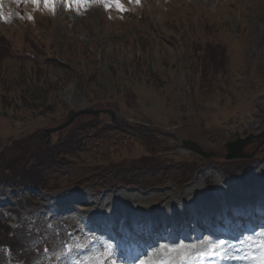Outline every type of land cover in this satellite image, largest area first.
<instances>
[{"label":"rangeland","instance_id":"1","mask_svg":"<svg viewBox=\"0 0 264 264\" xmlns=\"http://www.w3.org/2000/svg\"><path fill=\"white\" fill-rule=\"evenodd\" d=\"M50 3L0 0V150L13 140L46 139L42 130L61 123L71 108L102 111L52 133L55 155L104 126H120L133 141L105 157L58 155L59 163L78 159L102 170L94 184L71 187L61 180L45 192L31 157L39 150L30 153L25 169H0V220L25 227L32 237V252L23 255L29 260L18 264H149L158 246L136 262L116 249L119 223L128 215L146 221L148 243L163 244V251L184 249L174 257L180 264H238L232 246H247L264 264V224H253L261 241L243 238L244 228L232 241L222 232L198 234L184 205L207 198L218 187L216 176L220 183L238 176L240 185L219 189L225 198L249 194L241 182L264 188L261 139L245 146L244 152L257 149L252 158H223L228 141L264 130V0ZM184 139L215 155L203 158L184 149ZM161 175V187L146 186ZM229 203L221 198L218 205ZM95 219L113 227L114 237L100 232ZM170 221L180 227L167 226ZM133 238L125 246L138 251ZM10 258L2 248L0 264Z\"/></svg>","mask_w":264,"mask_h":264},{"label":"trees","instance_id":"2","mask_svg":"<svg viewBox=\"0 0 264 264\" xmlns=\"http://www.w3.org/2000/svg\"><path fill=\"white\" fill-rule=\"evenodd\" d=\"M21 12H19L20 14ZM105 127V126H104ZM100 127L94 131L88 132L84 138L76 141L75 143L63 148L58 155L63 156H72V153L81 152L84 154H90L97 157H105L111 155L115 150L124 147L127 143L133 141L130 139L132 134L127 130H124L120 126H107ZM33 150H39L40 153L34 156L33 162H35V170L38 173L40 179L39 186L45 192H50L54 190L52 185H58L61 180L66 182V186H79L84 183L94 184L97 183V177H103L101 175L102 170H99L98 167L89 165L83 160L71 159L68 161H63L59 159L57 162L56 159L58 155L53 153L54 146L52 144L48 145L46 140L42 137H30L25 138L24 140H13L9 142L8 145L3 146L0 150V169L11 170L15 173L18 169H25V160L27 161L30 157V153ZM24 154H27L25 156ZM23 155V156H22ZM16 161L15 165L13 162ZM32 162V163H33ZM31 164V163H30ZM156 173V172H155ZM158 174V173H156ZM125 177L123 173L122 176H119V179ZM165 175L154 176L152 178L153 183L146 185L151 187L155 185L162 186V181ZM7 179V178H6ZM8 181H12L7 179ZM147 180L144 177L143 181ZM16 182L18 184L23 183ZM148 181H146L147 183ZM131 183V182H129ZM24 185V184H23ZM31 187L35 185L30 183ZM115 184L109 182L106 183V187L111 188L115 187ZM32 241L30 236V230L25 227L21 228H12L7 225L5 222L2 223L0 220V247L8 246L11 254L13 255V262L15 260H22L24 263L29 260V256H23L30 252L29 245ZM21 242V245H20ZM25 247V252L21 255V247ZM4 264H6L4 262Z\"/></svg>","mask_w":264,"mask_h":264},{"label":"bare ground","instance_id":"3","mask_svg":"<svg viewBox=\"0 0 264 264\" xmlns=\"http://www.w3.org/2000/svg\"><path fill=\"white\" fill-rule=\"evenodd\" d=\"M215 181L216 182H218V187H216V188H214V191L215 192H211L210 194H209V197L206 199V200H209L210 199V207L211 208H215L216 207V205H218V199H217V195H218V193H217V191L218 192H220L219 191V189H221V187L223 186V184L225 185V184H233V185H240L239 183V181H238V176H231V177H229L226 181H224V182H222V183H220V179L216 176L215 177ZM239 182V183H238ZM227 184V185H228ZM241 184H244L245 186H244V188H250L251 190H250V193L249 194H247V193H244L243 192V196L242 197H240V199H238V200H235V199H233V201L235 202V203H238L240 200H242V201H244V203H246L247 201L246 200H244V199H248V197H250L251 195H252V193H256V190H258L256 187H250V185H247L245 182H241ZM216 185V186H217ZM225 187H226V185H225ZM243 188V187H242ZM237 190H239V189H237ZM125 191V190H124ZM77 192V191H76ZM234 192V191H233ZM120 193V192H119ZM221 193V192H220ZM258 193H260V194H264V188H260V191L258 190ZM236 194V193H235ZM220 195H222V193L220 194ZM60 196V195H59ZM61 197V196H60ZM168 197V196H167ZM54 198V197H53ZM57 198H59V197H57ZM106 198V197H105ZM104 198V199H105ZM222 198H224V199H226V198H228V196H226V198L225 197H222ZM230 198V197H229ZM231 199V198H230ZM213 200V201H212ZM60 201H62V200H60ZM192 202H195V203H193L194 205H190V203H192ZM192 202H189V203H186V204H184L185 205V207H186V211H187V208H188V206L190 207V209H191V211L193 212V213H195V211H196V206H199V205H201V201L200 200H196V201H192ZM89 204V203H88ZM181 205L182 204H180L178 207L176 206V208H175V210L177 211L178 210V208L179 207H181ZM184 205H182V206H184ZM92 206V205H91ZM82 207H83V205H82ZM210 207L208 208L209 210H210ZM78 208V207H77ZM80 208V207H79ZM90 209V208H89ZM79 210V209H78ZM85 210V209H84ZM79 212H81V210L79 211ZM83 212V211H82ZM137 216V215H136ZM164 216V215H163ZM167 225L169 226V223H167ZM179 226H180V224H176V226H175V228H179ZM198 228H201V227H198ZM255 229H252V230H249L250 232H253ZM186 233H187V231H185V236H186ZM232 235H237V236H241V233H235V232H232L231 233ZM186 238V237H185ZM185 238H183L184 240H185ZM144 247L142 246V248H140L141 249V253H139L138 251H136V252H134V253H131V261L132 262H136L138 259H140V254H143V253H146V252H149V249H151V246L150 245H148L147 244V238L144 240ZM228 243H224L223 245H222V247H224V246H226ZM156 246H158L160 249H163V244H156ZM264 246V245H263ZM183 247V246H182ZM177 250V249H176ZM165 251V250H164ZM178 251V250H177ZM177 251H174V252H169L168 250H166L165 251V253H163V252H158V253H155V252H151L150 253V257L151 256H153V258H149V263L150 264H159L160 263V261H161V259L162 258H164V257H166V258H169L170 260L173 258V257H179V255H181L182 253H185V250L184 249H182V248H180V250H179V252H177ZM119 252V254H121L122 256L125 254V252L124 251H118ZM175 252H177L175 255H173ZM233 252V251H232ZM186 254H183L182 256H185ZM113 257H115V255H112ZM152 259H154V261L152 260ZM245 259H251V258H249V257H245ZM152 260V261H151ZM164 260H167V259H164ZM167 262H169V261H167ZM167 262L165 263V264H167ZM116 264H119V263H116Z\"/></svg>","mask_w":264,"mask_h":264},{"label":"water","instance_id":"4","mask_svg":"<svg viewBox=\"0 0 264 264\" xmlns=\"http://www.w3.org/2000/svg\"><path fill=\"white\" fill-rule=\"evenodd\" d=\"M104 111L108 112V110H104ZM100 112H101V110L93 109V108H80L79 110H74L73 108H71L69 110L66 118L61 123H59L58 125L53 126V127L44 128L42 130V135L44 138L47 137V143L50 144L51 134L70 126L76 117H79V116H91L92 117V116H96ZM252 138H256V139L261 138L262 139L261 143H263V141H264V130L257 135H251L250 134L249 136H246L244 138L237 136L234 140L227 142L225 145L227 151H226V154L224 155V158L225 159H234V158H250V157H252L254 153L246 154L243 152L244 147L248 143H250ZM184 144L186 147L191 148V149L195 150L196 152L201 153L200 150L197 148V146H195L193 143L185 141Z\"/></svg>","mask_w":264,"mask_h":264},{"label":"snow or ice","instance_id":"5","mask_svg":"<svg viewBox=\"0 0 264 264\" xmlns=\"http://www.w3.org/2000/svg\"><path fill=\"white\" fill-rule=\"evenodd\" d=\"M32 3L36 4L38 3V0H31ZM85 0H68L69 4L75 3L77 6H79L80 4L84 3ZM44 3L46 6H51L50 0H44ZM3 14L0 13V17H2Z\"/></svg>","mask_w":264,"mask_h":264}]
</instances>
